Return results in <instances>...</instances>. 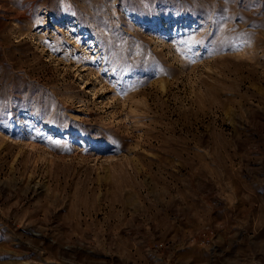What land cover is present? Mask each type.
Here are the masks:
<instances>
[{
	"label": "rangeland",
	"instance_id": "rangeland-1",
	"mask_svg": "<svg viewBox=\"0 0 264 264\" xmlns=\"http://www.w3.org/2000/svg\"><path fill=\"white\" fill-rule=\"evenodd\" d=\"M0 264H264V0H0Z\"/></svg>",
	"mask_w": 264,
	"mask_h": 264
}]
</instances>
